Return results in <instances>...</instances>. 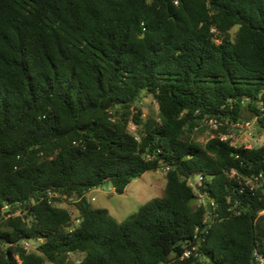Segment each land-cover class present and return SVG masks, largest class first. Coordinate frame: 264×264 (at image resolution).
<instances>
[{
	"label": "trees",
	"instance_id": "16d2710c",
	"mask_svg": "<svg viewBox=\"0 0 264 264\" xmlns=\"http://www.w3.org/2000/svg\"><path fill=\"white\" fill-rule=\"evenodd\" d=\"M210 120L228 126L204 140ZM243 122L264 132V0H0V264L264 257V189L243 184L264 144L220 140ZM166 168L164 196L122 222L84 197ZM49 191L83 198L70 214Z\"/></svg>",
	"mask_w": 264,
	"mask_h": 264
},
{
	"label": "rangeland",
	"instance_id": "374dc122",
	"mask_svg": "<svg viewBox=\"0 0 264 264\" xmlns=\"http://www.w3.org/2000/svg\"><path fill=\"white\" fill-rule=\"evenodd\" d=\"M140 109L142 111V117L146 116L156 117L158 111L156 102L151 96L142 95L140 102ZM244 120L249 118V113L245 112L243 115ZM246 121V120H245ZM131 130H134V126L130 124ZM208 128V127H207ZM210 129L205 133V137L208 136ZM236 137L234 138L237 145H245L248 148L259 147L264 144V132H256L254 126L249 130L239 129L236 131ZM202 141L201 138H198ZM163 169L155 172L148 171L141 177L132 180L125 188L123 194H117L114 192L113 187L110 184H104L96 190H91L88 199L94 197V201L89 203L94 209H107L109 214L118 222H122L134 214L139 207L147 204L149 201L155 198H161L164 196L165 191V177ZM190 183V181H189ZM204 202V200L201 198ZM60 207H65L69 211H72L73 207L65 204H59ZM75 212L73 216H75ZM79 254H71L70 259L79 260Z\"/></svg>",
	"mask_w": 264,
	"mask_h": 264
},
{
	"label": "built area",
	"instance_id": "2783aa9c",
	"mask_svg": "<svg viewBox=\"0 0 264 264\" xmlns=\"http://www.w3.org/2000/svg\"><path fill=\"white\" fill-rule=\"evenodd\" d=\"M254 122H243V123H237V124H232L230 126V128H228V133L221 135L220 140L222 141H229L231 146L237 147V146H241V145H237L238 142H236V140L234 139L236 137V131H238L239 129H250L251 127H253ZM205 125L207 127H209L210 129H217L218 126H228V122H224V123H218L215 120H210L208 122L205 123ZM168 168L163 169V171H167ZM164 172V173H165ZM235 173L232 172L231 176H233ZM202 180L201 176H198L195 181L197 183H199ZM243 184L245 187H247L249 189V191L253 192L255 190L258 189H264V176L262 174H259L257 176H252L251 178H247L244 179ZM97 188H95L94 190H96ZM90 192H88L87 195H85L84 197H87V200L89 201H94L95 198L91 197L90 199H88V195ZM47 199H48V204H54L53 200H58L60 201V204H65L66 202H69L70 204H76L79 201L82 200V196L81 197H76V198H68L67 195L65 194H60V193H56V192H51L49 191L47 193ZM237 214H239V212H236ZM70 214H72V211H70ZM72 219H73V224L75 226H77L80 222V220L77 217H74L72 215ZM23 241V240H22ZM35 245V241L33 240H24L23 241V246L26 248V250H31L34 249ZM194 250V249H193ZM191 255V251H185V253L183 254V257L187 258ZM249 264H264V257L259 254L256 250L253 251L252 254V258L249 262Z\"/></svg>",
	"mask_w": 264,
	"mask_h": 264
},
{
	"label": "water",
	"instance_id": "95a60500",
	"mask_svg": "<svg viewBox=\"0 0 264 264\" xmlns=\"http://www.w3.org/2000/svg\"><path fill=\"white\" fill-rule=\"evenodd\" d=\"M110 106H111V104L108 105V107H110ZM108 107H107V108H108ZM189 181H190V185H191L192 187H194V189H195L196 191H198L200 195H203V191L199 189V185H198V183L195 181V179H194L193 177H191V178L189 179ZM207 209H208V214H209V216H210V221H212V220H213V208H212V204H211V203L207 204Z\"/></svg>",
	"mask_w": 264,
	"mask_h": 264
},
{
	"label": "crops",
	"instance_id": "0c3cea01",
	"mask_svg": "<svg viewBox=\"0 0 264 264\" xmlns=\"http://www.w3.org/2000/svg\"><path fill=\"white\" fill-rule=\"evenodd\" d=\"M163 174H164V173H163ZM75 214H76V212H75ZM76 215H77V214H76ZM76 215H75V216H76Z\"/></svg>",
	"mask_w": 264,
	"mask_h": 264
}]
</instances>
